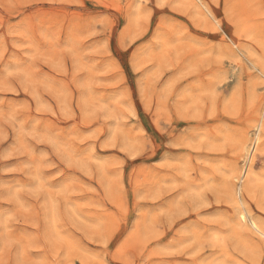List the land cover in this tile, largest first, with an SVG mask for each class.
Segmentation results:
<instances>
[{"label":"rangeland","instance_id":"obj_1","mask_svg":"<svg viewBox=\"0 0 264 264\" xmlns=\"http://www.w3.org/2000/svg\"><path fill=\"white\" fill-rule=\"evenodd\" d=\"M261 233L264 0H0V264H264Z\"/></svg>","mask_w":264,"mask_h":264},{"label":"bare ground","instance_id":"obj_2","mask_svg":"<svg viewBox=\"0 0 264 264\" xmlns=\"http://www.w3.org/2000/svg\"><path fill=\"white\" fill-rule=\"evenodd\" d=\"M242 217V216H241ZM252 227V226H251ZM253 227L256 229V225L253 223ZM260 233V231H259ZM264 236V233H261Z\"/></svg>","mask_w":264,"mask_h":264}]
</instances>
